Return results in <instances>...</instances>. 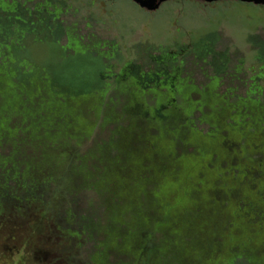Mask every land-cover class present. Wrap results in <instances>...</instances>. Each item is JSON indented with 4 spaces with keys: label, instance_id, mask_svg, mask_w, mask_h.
<instances>
[{
    "label": "trees",
    "instance_id": "1",
    "mask_svg": "<svg viewBox=\"0 0 264 264\" xmlns=\"http://www.w3.org/2000/svg\"><path fill=\"white\" fill-rule=\"evenodd\" d=\"M59 4L0 0V173L10 166L5 173L22 179L30 164L52 159L62 169L71 166L69 175L78 176L87 200L101 194L89 202L96 229L95 238L87 237L90 247L68 245L85 264H110L113 256L112 264H140L137 258L148 251L157 264H179L172 258L179 254L181 264H264V40L257 36L252 44L260 56L248 75L227 47L219 50L228 44L212 38L184 49L178 62L167 49L140 47L115 75L111 62L118 56L83 44ZM130 97H150L153 105L127 110ZM80 105L92 121L77 115ZM119 105L126 107L120 113ZM135 118L146 126L129 136L120 122ZM110 126L116 127L104 134ZM135 136L144 150L129 156ZM124 165L131 167L128 178L110 172ZM56 174H47L46 188L52 180L61 185ZM132 178L137 181L130 186ZM129 186L131 192L123 189ZM143 205L154 210L153 218L139 211ZM133 207L137 213L127 226L138 237L120 235L121 216ZM104 229L108 238H100ZM157 234L164 238L155 244ZM121 255L131 256H123L129 262Z\"/></svg>",
    "mask_w": 264,
    "mask_h": 264
},
{
    "label": "rangeland",
    "instance_id": "2",
    "mask_svg": "<svg viewBox=\"0 0 264 264\" xmlns=\"http://www.w3.org/2000/svg\"><path fill=\"white\" fill-rule=\"evenodd\" d=\"M37 1L44 3L46 0ZM51 1L55 3L58 0ZM59 2L62 3V5H58L60 9L62 8L64 12L66 9L69 11L68 14L63 13V19L75 29V35L84 38L83 44L92 48L98 45L97 49L99 48L100 52L105 54L109 52L115 55V58L118 56L116 61L111 62L112 73L115 75H118L121 69L125 70L126 61L135 58L140 47L155 50L167 49L169 52L180 51V49L207 38L219 39L221 44H228V46L220 47L219 50L226 51L227 47L232 55L233 63H240V70L248 75L260 56L259 52L253 49L252 44L257 42V36L264 40V7L237 1L203 5L189 0H178L164 4L155 13L144 11L131 0H59ZM39 23L43 25L40 21ZM43 23V27L46 28L47 21L45 20ZM47 35L45 36L47 37ZM50 41L52 42V40ZM65 43L67 44L66 41ZM46 44L49 46L48 43ZM52 48L58 50L57 47ZM43 51L45 52V49ZM154 56H158L157 53ZM240 76L242 79L248 78L243 73ZM195 81L200 83L199 80ZM128 87L130 89L131 86ZM233 87L238 88L237 93L239 94L245 92L242 85H233ZM224 89L222 87L218 92H223ZM194 98H198V96H194ZM145 100L131 101L130 97L127 110H134L140 105L142 108L153 105L150 97ZM112 107H106L105 110ZM86 108L87 106L80 105L77 115L84 116L90 122L94 116L89 114ZM125 108L119 105L117 112L120 113V110ZM120 126H122V130L127 129L126 134L132 136L134 132L138 133V127H145L146 124L135 118L133 122L122 120ZM115 127H108L104 134L109 130L112 131ZM116 141L118 142L117 139ZM144 144L135 136V140L133 138L130 143L131 149H128V155L130 156L131 152L137 156L140 155L139 153L144 150ZM57 153L59 154V152ZM2 163V166L6 167L4 165L6 160ZM144 164L145 167L149 165L148 162ZM30 166L31 168L22 179L15 177L12 173H5L9 171L10 166L4 168L5 171L0 173V264H85L83 258L82 261L80 257L74 259L73 253L69 252L68 245L69 243L70 245H72L71 243L85 245L87 237L89 240L95 238L92 236L96 231L94 228L95 210L90 208V205L97 199H101V194H92L91 198L87 200L86 196L80 192L82 189L76 184L75 179L78 176L69 175L71 167H68L69 164L62 169V166L57 162L48 159L42 163L33 162ZM122 167L123 169L111 167L110 172L116 170L120 175L128 178L131 167L127 165ZM105 168L101 170L104 171ZM101 170H98L96 174L100 175ZM19 171V175H23L26 168H21ZM54 171L58 173L56 177L62 183L57 187L52 180L49 181V186L46 188L45 180L49 178L47 174ZM143 177L149 178L150 175L144 172ZM132 180L130 186H133L137 178H132ZM87 182L89 183V180ZM52 184L54 185L52 186ZM130 186L123 189L131 192L134 187ZM109 189L115 192L119 190L110 187ZM42 200L41 205L44 209L40 205ZM138 200L141 204L145 202L143 195ZM133 202H137V199ZM3 203L9 208L5 209ZM116 204L119 208L125 207L126 200L118 198ZM14 209L18 211H14ZM136 209L135 207L132 210L130 208L127 210L128 212L122 214L121 219L124 223L117 225L120 235L130 231L129 234L138 237V233L131 232L127 226L132 221L133 211L137 213ZM44 210L48 211L46 215L48 218L44 216ZM139 211L150 218L155 215L154 210L148 209L146 205H143ZM61 219L64 222L57 223ZM83 230H86V235ZM146 232L147 234L152 233L150 229ZM101 234L103 235L100 238H108L109 231L104 229ZM144 234L146 233L141 235L144 237ZM163 238L161 234H157L153 239L155 244H158ZM121 241L119 240L118 244H121ZM85 246L86 248L90 247L89 244ZM110 246V248L115 247L114 244H110ZM108 253L109 257L114 254L113 250ZM146 254L147 256H139L136 262L140 258V264H157V257L153 251H148ZM162 255L166 256V254ZM123 256L128 258L131 256L121 255L126 263L129 262ZM113 258L114 256L109 258L110 264L114 263ZM172 258L178 260L179 264L185 260L180 257V254L172 256ZM131 264H135L134 259Z\"/></svg>",
    "mask_w": 264,
    "mask_h": 264
},
{
    "label": "water",
    "instance_id": "3",
    "mask_svg": "<svg viewBox=\"0 0 264 264\" xmlns=\"http://www.w3.org/2000/svg\"><path fill=\"white\" fill-rule=\"evenodd\" d=\"M176 0H131L135 5L140 7L146 12L155 13L160 10L161 6L165 3ZM202 4H214L221 2L237 1L241 3L251 4L257 7H264V0H189Z\"/></svg>",
    "mask_w": 264,
    "mask_h": 264
},
{
    "label": "flooded vegetation",
    "instance_id": "4",
    "mask_svg": "<svg viewBox=\"0 0 264 264\" xmlns=\"http://www.w3.org/2000/svg\"><path fill=\"white\" fill-rule=\"evenodd\" d=\"M176 1H178V0H176ZM172 2H175V1H172ZM169 3V2H168ZM166 4V3H165ZM202 4V3H201ZM164 5V4H163ZM162 5V6H163ZM203 5H210V4H203ZM161 6V7H162ZM191 46H192V44L191 45H189V46H187L186 48H184V49H187V48H191ZM181 50L180 49V52L179 51H172V53H171V55L172 56H174L173 58H171V60L174 62V61H176V62H178V61H180V60H182V57L181 56H183L184 55V53H185V50ZM165 60H167L168 58L167 57H165L164 58ZM170 59V58H169Z\"/></svg>",
    "mask_w": 264,
    "mask_h": 264
}]
</instances>
